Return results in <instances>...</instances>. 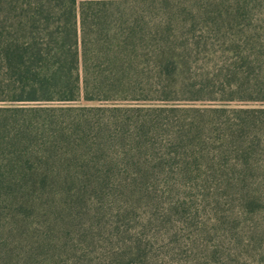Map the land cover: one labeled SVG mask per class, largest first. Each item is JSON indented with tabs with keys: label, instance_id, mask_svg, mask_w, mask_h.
<instances>
[{
	"label": "trees",
	"instance_id": "1",
	"mask_svg": "<svg viewBox=\"0 0 264 264\" xmlns=\"http://www.w3.org/2000/svg\"><path fill=\"white\" fill-rule=\"evenodd\" d=\"M261 1L0 0V264H162L150 239L163 231L171 264H184L209 232L208 196L220 205L237 115L257 138L249 205L262 216L264 264L263 86L243 97L254 107L178 102L219 93L213 79L191 80L216 60L262 74ZM76 228L89 247L64 259V230Z\"/></svg>",
	"mask_w": 264,
	"mask_h": 264
},
{
	"label": "rangeland",
	"instance_id": "2",
	"mask_svg": "<svg viewBox=\"0 0 264 264\" xmlns=\"http://www.w3.org/2000/svg\"><path fill=\"white\" fill-rule=\"evenodd\" d=\"M262 3L264 4V0L258 4ZM216 62L219 63V66L215 68L214 64ZM216 62L207 64L210 66L206 67V70L211 75L208 79L195 77L191 80L193 82H207L213 79L212 81H215L217 84L216 91L219 93L204 94L205 100H183L178 102L193 105L225 106L234 109L258 106L259 102L247 101V98L243 99V97H246L250 93L256 95L254 91L257 83L264 88V71L262 74L260 73V76L256 77L250 65H246L239 72L234 70L231 60L219 62L216 60ZM199 64L203 66V62ZM214 72L221 74L213 77ZM3 80H5V77L0 74V81ZM210 95H215L216 98H212L215 100L208 98ZM101 103L79 101L72 105L96 106ZM152 103L160 104L164 102H105L108 105H150ZM51 105L67 107L70 104L51 102ZM240 116L237 115L231 137L226 139L228 170L218 192L220 205H216L215 210H212L214 206H209L212 195L208 196V203L206 202L205 204L207 206L205 210L206 214H204L205 216L202 217V220H204V226L209 232L200 236V246L194 247V251H191L183 259L184 264H260L261 249L258 242L263 228V221L261 214L257 211L256 203L252 206L249 205V201H257L259 193L256 170L250 172L248 168V166L253 165L256 167L257 138L252 128H245L243 126L239 118ZM165 183L168 186L167 181ZM168 187L164 186L163 191L162 188H158V193L161 194V201L163 203L172 198ZM76 205L80 207L78 214L80 215L81 222H83L82 224L87 223L86 228H89V224L91 223V202L89 203L85 200ZM141 210L143 212L146 208H142ZM86 212L88 216H86ZM81 231L84 232L83 229ZM79 232L78 228L64 230L63 243L69 247V251L66 250L64 254V259L68 257V254L73 255L72 253L74 252L71 248L80 255L83 248L89 247L86 243H82L85 241L81 240ZM163 232L162 235H155L156 232L154 231L151 235L155 236L150 239V242L155 245L158 261L162 264H171L170 237L167 232Z\"/></svg>",
	"mask_w": 264,
	"mask_h": 264
}]
</instances>
